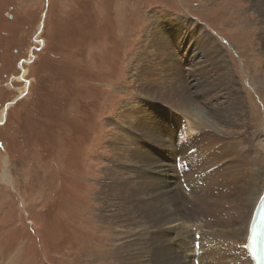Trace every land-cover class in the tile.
Segmentation results:
<instances>
[{"label":"rangeland","instance_id":"1","mask_svg":"<svg viewBox=\"0 0 264 264\" xmlns=\"http://www.w3.org/2000/svg\"><path fill=\"white\" fill-rule=\"evenodd\" d=\"M252 5L251 0H0L1 263L19 252L20 264H119L123 235L101 218V199L112 185L119 190L130 185L125 159L140 172L147 167L143 174L150 175L153 160L161 152L170 155L168 146L173 152L165 161L176 176L175 198L159 196L165 205L159 207L180 223L158 221L148 228L156 234L157 249L148 264H182L176 251L183 259L190 256L192 234L201 228L211 245L218 244L217 264L231 261L229 246H239L228 239L229 219L221 222L212 208H192L203 198L197 200L200 192L194 190L201 184L215 187L218 204L224 194L233 203L229 167L223 179L214 175L218 164L228 162L217 164L203 146L213 134L210 127L193 134L187 128L200 120V108L214 110L215 81L223 76L230 82L226 64L246 96L248 124L257 128L255 134L236 135L251 139L248 146L256 148L264 166V89L258 82L264 76L259 30L264 14ZM187 23H197L206 37ZM179 154L191 168L186 181L192 192L180 182ZM5 166L10 182L1 177ZM200 254L208 258L201 249Z\"/></svg>","mask_w":264,"mask_h":264},{"label":"bare ground","instance_id":"2","mask_svg":"<svg viewBox=\"0 0 264 264\" xmlns=\"http://www.w3.org/2000/svg\"><path fill=\"white\" fill-rule=\"evenodd\" d=\"M251 1H252L253 5L256 8H260L261 13L264 14V0H251ZM253 5H252V7H253ZM261 22H262V19H261ZM179 24L180 25L184 24V22L183 23L179 22ZM181 26H183V25H181ZM186 26H193V32L197 31V32L201 33L202 35H204V37H206V34H205L206 32L197 23L195 24V26L193 24L187 23ZM156 29L158 30V26H156ZM202 30H203V32H202ZM259 30L261 33L260 38H261V42H262V46H263L262 47L263 48L262 49V56H263L262 60L264 62V24L261 25V28ZM207 34H209V33H207ZM154 35H155L154 37H157L156 34H154ZM161 39L164 40L163 36H161ZM223 65H224V63H223ZM224 66H225V68H227V72L225 74H229L228 79L230 80V82L225 80V77H223V76H220L219 79H217V81H215V83H214V86H215L214 90L216 92L215 101H214V104H211V106L209 105L210 107H214L213 108L214 110L210 111V110H208V108L207 109H205L203 107L200 108L198 111H196V115L199 116V119H200L199 121L202 120V123H200L199 121L196 120V118H197V116H196L195 117L196 121L193 122L194 124H188L187 130L189 132L191 131L193 134V133H197V132L203 133L204 131H207L204 128H207V127L211 128L213 134L206 135V136H209V140H207L205 137V139L208 141V143H204L203 146L206 147V151H208L209 156H213V154H214V156H215L214 158L218 159V161H216L217 164H218V162H221V161L228 162L226 167H225V165L218 164V168L214 169V175H215V177H222L221 179H223V176H222L223 172H226V169L229 167L228 169L232 175L231 181H233V186H232V188H230V191L232 190V193L234 196L232 200H234V201H233V203L228 205L227 204L228 203L227 196L224 194L223 195V198H225L224 202L222 204H218L216 202V200H214V199L218 198L217 197L218 193H212L211 192L212 188H215V187L209 188L210 186H206L204 184H201L200 188L195 187L194 190L200 192L198 197H197V200L202 195H203V198L205 197V199L208 200V201L201 202V200L203 199L202 198L199 202H197V204H200V208L208 209V210H210L212 208V209L216 210L215 214H216V217L218 220H220L222 222L223 219H225V220L229 219V221L231 222L229 225V231H231L230 236L232 235V237L230 239V236H229L228 239H229V241L232 240L233 242H237L239 248L238 247L234 248L233 245H232L233 248L231 247V245L229 246V248H231L234 252H231L233 257L231 258V261H229L227 259L229 261V262L227 261V263L228 264H253V260L250 258V256H249L250 254L246 248V243L248 242V238H249L250 225H251V222H252L253 216H254V208L256 207L261 196L264 194V166H259V164L257 162L256 148L251 147V150H250V147L248 146L251 142V139L240 138L241 135H236V133H240L243 136H245L247 133L249 134L250 132L255 134L257 131V128L254 129V128H252L253 126L251 127L248 124L249 119H250L249 118L250 113L248 110L246 96L243 93L242 89L240 87H238L236 80L233 78L230 70L228 69V66L226 64ZM204 79L208 82V79L206 77H204ZM204 79H203V81H204ZM258 82L261 85V87L264 89V76H262ZM144 88H149V87L144 84ZM186 112L187 111L182 110V114L183 113L186 114ZM202 113H203V115H201ZM188 114H189V112H187L186 115L190 117V115H188ZM136 120L137 121L139 120L138 122H141L140 121L141 119H139V117ZM203 121H206L209 124H203ZM174 125H175V127L177 126V124H174ZM230 128H232V129H230ZM226 132L229 133L228 137L224 136ZM149 133H151V132H149ZM222 136L225 137L226 141L221 138ZM118 139H120V138H118ZM190 139H191L190 143H192L193 138H190ZM169 141H170L169 144H173V143H171L172 138L169 139ZM116 143H118L117 139H116V141L112 142V145L115 146V145H117ZM187 145H189V144H187ZM232 149L234 150V154L230 155V154H232ZM215 150H217L216 153H215ZM121 152H122V150H121ZM128 152H130V151H128ZM168 152L172 156L173 151L171 152L169 146H168ZM218 152L220 154H218ZM145 154L149 155L148 152L144 151L142 155H145ZM170 155H167V154H164L163 152H161V158L159 157L157 159H154L153 162L151 163L150 167L148 168V171H150V175H144L143 174V171L147 167H143L142 168L143 171L140 172L136 168V165H134V163L132 161H130L129 158L125 159L122 162V165L124 168L130 167V172L126 171L127 180L129 181L130 185H128L127 187L121 186L122 190L121 189L119 190V188H118L120 185L117 187V189H113L115 185H112V192L109 195L107 194L108 192L107 193L105 192L106 195L103 196L102 199L100 197L101 201L104 203L103 207H105L103 209L100 208L101 218H103V219H105V221L111 223V225L114 228V231L116 233H118L119 236L123 235L122 236L123 238H121L122 244H121L119 250L117 251V256H116L117 260L119 261V264H148L150 262V259L152 258V256L155 255L156 251H157V249L155 247L156 234L155 233H153L152 235L149 234L150 227H152L153 225L155 226L158 221H160L162 224L164 222H172L173 221L174 223H172L170 226H173V225L176 226L177 224L180 223L177 215L172 216L170 214V215L166 216L165 213L168 209L166 208V211H165L164 210L165 207L164 208L159 207V205H163V203L160 202L158 199L159 196L163 197L165 199V201H167L166 199L170 198V202L173 201V198H175V192L174 191L176 189L174 188L175 186L173 184L175 183V177L176 176L173 174V172L172 173L170 171L167 172L168 164L165 161L167 158H170ZM127 157H128V155H127ZM191 158H193V157H191ZM229 163H230V165L228 166ZM230 166H232V167H230ZM8 171L9 170H8L7 166H5L2 170L1 177L3 180L10 182L11 177H10ZM178 172H179V175L181 178L180 182L186 181V172H184L183 174H181L180 171H178ZM107 174H109V175L112 174L111 169L109 171H107ZM110 178H111V176H110ZM136 178H138V179H136ZM241 180H243V182ZM220 184H221V182H220ZM101 185H102V183H101ZM109 186H111L110 183H109ZM109 186H107V187H109ZM104 189L106 190V187ZM130 190H133L135 192V195L133 194L134 196L130 197V195H129ZM191 192H192V190H191ZM157 193H158V195H157ZM136 199L138 201H140L139 203H141V204H137ZM135 200H136V202H135ZM218 202H220V201H218ZM163 206H165V205H163ZM175 209H177V212H176V214H177L179 211V206L175 207ZM164 211H165V213H164ZM187 213L188 212H186L185 214H187ZM178 215H181V212H179ZM221 222H220V224H221ZM214 229L216 230V228H214ZM200 230L199 229L195 230V232H193V234H192V239L190 241L192 246L195 244L196 234L199 233L200 235H202L201 240H197V243L199 244V249L195 250L194 246H193L192 253L193 252H194V254L200 253V249H201V251L203 253L207 252L210 262H212L213 264H217L218 259H217V256L215 255L216 253H214V251H213L216 248H213V247H215L218 244L214 245V243H213L212 244L213 246H212L211 240L209 241V239H208L209 235H205V232H202L203 230H201V231ZM221 230H223V228ZM173 232H174V230H173ZM181 232H183V231H181ZM187 235H188V233H187ZM221 236H223V235H221ZM216 238H217V236H216ZM152 239H153V246H152V242H151ZM210 239H212V237ZM214 239H215V237H214ZM217 239H215L216 240L215 242H217ZM228 239H226V242H228L227 241ZM223 241H225V240L223 239ZM203 242H205V243H203ZM158 243H160V242H158ZM227 245H228V243L226 244V246L224 245L225 247H222V248L223 249L228 248ZM165 248H166V246H165ZM218 248L220 250V247H218ZM228 249H227V251H228ZM224 250H226V249H224ZM229 251H231V250H229ZM216 252H218V251H216ZM176 253H177L176 255H178V256H175V257L178 259V262H180L182 264L183 263L184 264H190L189 263L190 259L188 260V258L185 256V258H184L185 260H184L182 257H180V256H182V254L178 253L177 251H176ZM222 253H223V251H222ZM222 253H221V255H222ZM20 255L21 254L19 252H16L15 254H12V256H10V258L6 262L5 261H4V263L0 262V264H20ZM165 256H167V255H165ZM171 256H173V255H171ZM202 256H203V254L201 255V257ZM222 259H223V256H222ZM221 263H223V261Z\"/></svg>","mask_w":264,"mask_h":264},{"label":"water","instance_id":"3","mask_svg":"<svg viewBox=\"0 0 264 264\" xmlns=\"http://www.w3.org/2000/svg\"><path fill=\"white\" fill-rule=\"evenodd\" d=\"M6 111V110H5ZM4 114H5V112H4ZM1 122V121H0Z\"/></svg>","mask_w":264,"mask_h":264}]
</instances>
